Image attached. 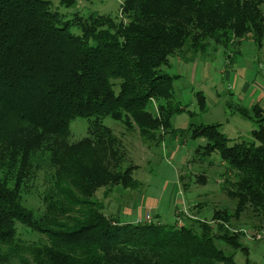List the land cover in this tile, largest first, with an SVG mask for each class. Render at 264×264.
<instances>
[{
	"label": "trees",
	"instance_id": "trees-1",
	"mask_svg": "<svg viewBox=\"0 0 264 264\" xmlns=\"http://www.w3.org/2000/svg\"><path fill=\"white\" fill-rule=\"evenodd\" d=\"M263 4L264 0H125L127 25L121 26L117 18L107 21L102 16H75L64 22L49 0H0V127L18 122L57 137L67 135L76 118L123 116H141L150 125L168 127L167 120L184 109L169 108L155 121L147 115L150 101L158 99L164 87L169 90L172 80L163 74L153 77L147 68L168 64V57H184L190 23L195 31L187 49L193 56L206 41L225 46L231 34L261 46ZM218 9L223 11L219 20ZM72 27L80 34H73ZM199 100L204 105V97ZM239 107V114L247 118L250 110ZM251 110L264 116L258 105ZM251 138L247 144L233 142L221 133L220 125L198 124L190 134V140H206L194 151L197 159L212 161L208 158L216 155L226 167L220 187L230 198V208H222L225 212L213 211L211 220L220 225L197 223L202 236L185 225L117 224L98 218L67 232L45 233L73 264H129L118 259L134 264H232L237 251L248 253L240 242L241 230H264V124ZM17 222L41 232L0 183V244L16 240ZM78 250L83 258L74 255Z\"/></svg>",
	"mask_w": 264,
	"mask_h": 264
},
{
	"label": "rangeland",
	"instance_id": "rangeland-1",
	"mask_svg": "<svg viewBox=\"0 0 264 264\" xmlns=\"http://www.w3.org/2000/svg\"><path fill=\"white\" fill-rule=\"evenodd\" d=\"M49 1L64 22L75 16H102L127 25L122 10L125 0ZM260 9L264 15V4ZM218 10L217 20L223 13ZM187 25L184 57H168V64L147 68L153 77L172 78L169 90L164 87L158 99L150 101L147 115L155 121L175 106L184 109L167 120L168 127L150 125L141 116L76 118L68 134L57 137L41 135L18 122L0 127V183L41 230L17 222L16 240L0 244V264H73L66 251L55 250V240L48 233L74 230L95 218L117 224L185 225L200 236L197 223L220 225L211 219L216 209L230 208V198L220 187L226 167L216 155L208 158L212 161L197 159L194 151L206 140L189 138L203 124L220 125L221 133L233 142L252 141L251 133L264 124V116L251 110L259 97L264 110V38L258 46L231 34L225 46L206 41L193 56L187 48L195 28L194 23ZM71 32L80 34L75 27ZM119 90L114 87L116 93ZM203 97L204 105L199 103ZM238 103L250 110L247 118L239 114ZM252 231L250 227L241 230L244 240L240 242L248 253L237 251L232 264H264V238L247 237ZM74 255L84 257L81 250ZM121 261L134 264V260Z\"/></svg>",
	"mask_w": 264,
	"mask_h": 264
},
{
	"label": "built area",
	"instance_id": "built-area-1",
	"mask_svg": "<svg viewBox=\"0 0 264 264\" xmlns=\"http://www.w3.org/2000/svg\"><path fill=\"white\" fill-rule=\"evenodd\" d=\"M246 236L247 237L251 236L250 237L251 239H254L256 241H259V240H261V239L264 238V230L263 231H252L249 234L246 233Z\"/></svg>",
	"mask_w": 264,
	"mask_h": 264
},
{
	"label": "crops",
	"instance_id": "crops-1",
	"mask_svg": "<svg viewBox=\"0 0 264 264\" xmlns=\"http://www.w3.org/2000/svg\"><path fill=\"white\" fill-rule=\"evenodd\" d=\"M246 88H247V87H244V88H243V91H245V90H246ZM262 99H263L262 97H259V100H258V102H255V104H254V105H258V106L260 107V105H262ZM250 103H251V101H250ZM250 103H249V104H250ZM237 105H238V106H240V107H241V106H243V107H244V105H242V103H241V104H240V103H238ZM245 107H246V106H245ZM260 108H261V107H260ZM261 109H262V108H261ZM262 110H263V109H262Z\"/></svg>",
	"mask_w": 264,
	"mask_h": 264
}]
</instances>
